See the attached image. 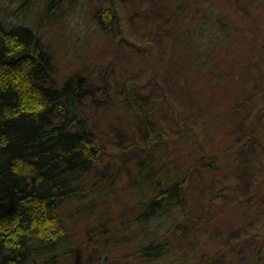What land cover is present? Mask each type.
Listing matches in <instances>:
<instances>
[{"label":"rangeland","instance_id":"obj_1","mask_svg":"<svg viewBox=\"0 0 264 264\" xmlns=\"http://www.w3.org/2000/svg\"><path fill=\"white\" fill-rule=\"evenodd\" d=\"M0 21L36 32L56 69L47 86L83 78L95 95L81 112L103 156L81 206L59 209L52 264H146L142 171L184 181L207 221L164 264H264V0H0Z\"/></svg>","mask_w":264,"mask_h":264},{"label":"trees","instance_id":"obj_2","mask_svg":"<svg viewBox=\"0 0 264 264\" xmlns=\"http://www.w3.org/2000/svg\"><path fill=\"white\" fill-rule=\"evenodd\" d=\"M114 19L106 8L98 25L109 30ZM55 76L36 32L0 21V264L53 263L66 235L59 209L65 203L81 206L85 178L103 156L81 112L85 100L95 101L93 90L75 77L47 86L46 80ZM139 116L144 134L155 142L157 131L145 114ZM212 166L205 169L215 172ZM144 172L139 173L143 207L138 252L146 264H164L171 261L184 231L196 234L207 221L189 210L184 181L173 182L170 175L158 180ZM171 232L180 235L176 241H161Z\"/></svg>","mask_w":264,"mask_h":264}]
</instances>
